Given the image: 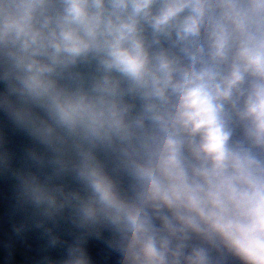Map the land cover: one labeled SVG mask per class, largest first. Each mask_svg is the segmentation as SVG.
I'll use <instances>...</instances> for the list:
<instances>
[{"label":"clouds","instance_id":"clouds-1","mask_svg":"<svg viewBox=\"0 0 264 264\" xmlns=\"http://www.w3.org/2000/svg\"><path fill=\"white\" fill-rule=\"evenodd\" d=\"M0 264H264V0H0Z\"/></svg>","mask_w":264,"mask_h":264}]
</instances>
